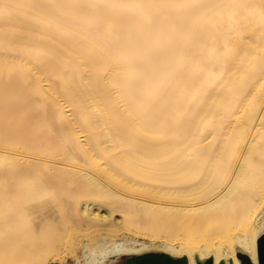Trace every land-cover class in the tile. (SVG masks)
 Returning a JSON list of instances; mask_svg holds the SVG:
<instances>
[{
    "label": "bare ground",
    "instance_id": "6f19581e",
    "mask_svg": "<svg viewBox=\"0 0 264 264\" xmlns=\"http://www.w3.org/2000/svg\"><path fill=\"white\" fill-rule=\"evenodd\" d=\"M264 0H0V264H259Z\"/></svg>",
    "mask_w": 264,
    "mask_h": 264
},
{
    "label": "water",
    "instance_id": "95a60500",
    "mask_svg": "<svg viewBox=\"0 0 264 264\" xmlns=\"http://www.w3.org/2000/svg\"><path fill=\"white\" fill-rule=\"evenodd\" d=\"M238 258L241 264H253L246 254L238 253ZM258 260L259 264H264V234L258 240ZM124 264H187V262L185 259L177 262L175 259L160 253H149L138 257H130L124 261ZM198 264H212V260Z\"/></svg>",
    "mask_w": 264,
    "mask_h": 264
},
{
    "label": "rangeland",
    "instance_id": "374dc122",
    "mask_svg": "<svg viewBox=\"0 0 264 264\" xmlns=\"http://www.w3.org/2000/svg\"><path fill=\"white\" fill-rule=\"evenodd\" d=\"M129 257H124L118 264H124V261L128 259ZM56 264V263H55Z\"/></svg>",
    "mask_w": 264,
    "mask_h": 264
}]
</instances>
